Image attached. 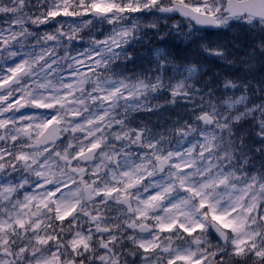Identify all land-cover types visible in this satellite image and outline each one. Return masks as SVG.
Here are the masks:
<instances>
[{
  "label": "snow or ice",
  "instance_id": "6c2138e0",
  "mask_svg": "<svg viewBox=\"0 0 264 264\" xmlns=\"http://www.w3.org/2000/svg\"><path fill=\"white\" fill-rule=\"evenodd\" d=\"M0 264H264V0H0Z\"/></svg>",
  "mask_w": 264,
  "mask_h": 264
},
{
  "label": "trees",
  "instance_id": "16d2710c",
  "mask_svg": "<svg viewBox=\"0 0 264 264\" xmlns=\"http://www.w3.org/2000/svg\"><path fill=\"white\" fill-rule=\"evenodd\" d=\"M224 38H228V37H224Z\"/></svg>",
  "mask_w": 264,
  "mask_h": 264
}]
</instances>
